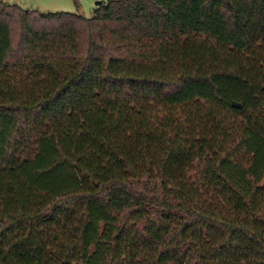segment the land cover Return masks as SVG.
<instances>
[{
  "label": "trees",
  "instance_id": "trees-1",
  "mask_svg": "<svg viewBox=\"0 0 264 264\" xmlns=\"http://www.w3.org/2000/svg\"><path fill=\"white\" fill-rule=\"evenodd\" d=\"M0 264H264V0H0Z\"/></svg>",
  "mask_w": 264,
  "mask_h": 264
},
{
  "label": "rangeland",
  "instance_id": "rangeland-1",
  "mask_svg": "<svg viewBox=\"0 0 264 264\" xmlns=\"http://www.w3.org/2000/svg\"><path fill=\"white\" fill-rule=\"evenodd\" d=\"M15 3L23 8L37 9L41 12L65 10L91 16L100 3L96 0H2ZM105 1V0H101Z\"/></svg>",
  "mask_w": 264,
  "mask_h": 264
},
{
  "label": "water",
  "instance_id": "water-1",
  "mask_svg": "<svg viewBox=\"0 0 264 264\" xmlns=\"http://www.w3.org/2000/svg\"><path fill=\"white\" fill-rule=\"evenodd\" d=\"M97 3H101V0H96ZM234 103V102H233Z\"/></svg>",
  "mask_w": 264,
  "mask_h": 264
}]
</instances>
